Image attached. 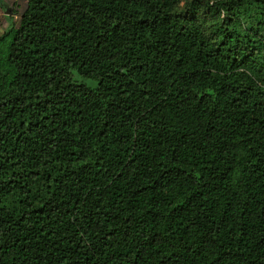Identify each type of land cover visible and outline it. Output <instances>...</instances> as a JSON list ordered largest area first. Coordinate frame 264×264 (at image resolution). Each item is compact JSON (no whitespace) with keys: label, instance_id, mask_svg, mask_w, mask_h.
I'll return each instance as SVG.
<instances>
[{"label":"trees","instance_id":"16d2710c","mask_svg":"<svg viewBox=\"0 0 264 264\" xmlns=\"http://www.w3.org/2000/svg\"><path fill=\"white\" fill-rule=\"evenodd\" d=\"M24 1L0 264H264V0Z\"/></svg>","mask_w":264,"mask_h":264},{"label":"rangeland","instance_id":"374dc122","mask_svg":"<svg viewBox=\"0 0 264 264\" xmlns=\"http://www.w3.org/2000/svg\"><path fill=\"white\" fill-rule=\"evenodd\" d=\"M217 0H179L178 8L184 11L188 10V7L194 2L197 4V10L202 15L201 22L203 28L209 32V18L204 14L207 11V3H211ZM26 4L24 0H0V32H5L12 26H17L20 21V16L25 10Z\"/></svg>","mask_w":264,"mask_h":264}]
</instances>
